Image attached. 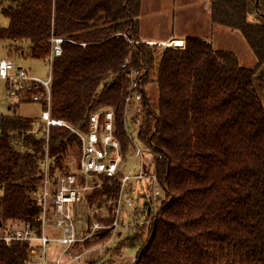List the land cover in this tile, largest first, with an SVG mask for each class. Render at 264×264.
Wrapping results in <instances>:
<instances>
[{
  "label": "trees",
  "instance_id": "16d2710c",
  "mask_svg": "<svg viewBox=\"0 0 264 264\" xmlns=\"http://www.w3.org/2000/svg\"><path fill=\"white\" fill-rule=\"evenodd\" d=\"M202 1L211 4L213 25L241 33L254 67L199 37L158 54L139 39L142 0H10L2 7L10 23L0 27V40L30 43L32 57L48 58L52 38L67 39L53 60L52 116L88 130L93 112L114 108L123 152L129 75L146 69L139 134L163 155L157 173L169 198L148 240L127 244L140 245L132 264H264V0ZM150 85L159 91L156 104ZM19 105L0 117V220L38 226L41 204L30 191L43 178L42 164L48 156L54 173L81 141L67 127L48 132L41 119L18 114ZM119 186L105 183L90 200L113 201ZM29 249L0 241V264H28Z\"/></svg>",
  "mask_w": 264,
  "mask_h": 264
},
{
  "label": "rangeland",
  "instance_id": "374dc122",
  "mask_svg": "<svg viewBox=\"0 0 264 264\" xmlns=\"http://www.w3.org/2000/svg\"><path fill=\"white\" fill-rule=\"evenodd\" d=\"M192 1L195 2V0H142L139 39L150 43L156 40L170 41L179 37L175 35H180L185 36L186 38H184V40L186 41L188 37H198L201 35L207 38L208 42H212L215 33L212 28L213 24L210 11H207L205 5L208 2L201 0V4L203 5L195 7ZM9 4L10 0H0V27H7L10 23L9 18L2 14V7L8 6ZM208 5L211 10V4L208 3ZM255 16H257L255 13H251V20L254 21ZM172 33H174V37H171ZM217 38L215 42H212L216 49L220 47L223 48L220 50L233 51L241 58L245 65L250 67L256 65V59L253 60L251 52L248 54L249 49L246 43H244L245 40L242 36L241 38L244 42H236L237 38L234 34L220 36L218 34ZM157 46L159 48L161 47V49L157 48L158 54L165 51L162 48H169L161 45ZM49 58L50 56L46 59L32 57L30 43L13 44L9 40H0V61L3 59H14L18 66L23 67L33 75L48 78L50 74ZM157 62L158 59H156V63ZM148 92L152 103L156 104L159 95L157 86L150 85ZM19 104L23 103L19 101L18 103L16 102L15 96H11L9 90L7 91L6 81L0 78V116L14 114L15 105ZM10 106H12V108H10ZM16 111L22 116L24 115L38 120L36 116L40 115L41 107L37 102H28L23 104ZM72 127L76 128L74 126ZM139 133L140 128L135 124L134 120L131 119L130 131L126 134L127 145L123 152V174L137 175L142 172L140 166L142 162H140L139 158L134 156V149L141 147L150 150V148L145 141L142 140ZM80 156L81 144L79 146L74 145L66 158L61 161V165L57 166L54 173H52L50 165L49 170L46 171V163L47 160H49L47 156L46 161L42 164L44 168L43 178L41 182L35 185V188L31 189L30 195L38 204L42 205L44 179L47 173H49L52 182H55L61 174H76L82 191V199L76 210L78 225L85 230H90L96 223H100L101 226H106L99 229L93 241H86L83 243L84 245L81 247V250H89V252L85 254L86 264H132L134 256H137V252L140 249V245L128 247L127 244H132L139 239L145 242L150 237L153 221L157 217L162 204L168 201L169 198L166 186L167 181L165 179L163 181L160 179L157 173V165H155L154 168V163H146L143 159L145 164V166H143L144 172L156 173L160 185H158V190L161 191V195L159 199L154 200L152 204V200H150L152 194L151 188L153 187L152 184L137 179L123 184L117 179H106L104 176L85 175L80 168ZM105 183L109 186H114L116 183L120 185L117 198L112 201L106 195H103L94 202L91 201L90 197L95 194L96 189L101 188ZM126 198L129 200L131 199L134 206H128L125 202ZM121 199L123 203L120 205L119 202ZM146 201H149L151 208H153L151 214L148 213V206L145 205ZM38 220L39 226L42 222L40 214ZM114 222H118V225L113 226ZM27 224L33 226L31 223L24 222L23 220H18L17 222L3 221V226L6 227H21Z\"/></svg>",
  "mask_w": 264,
  "mask_h": 264
},
{
  "label": "built area",
  "instance_id": "2783aa9c",
  "mask_svg": "<svg viewBox=\"0 0 264 264\" xmlns=\"http://www.w3.org/2000/svg\"><path fill=\"white\" fill-rule=\"evenodd\" d=\"M67 41L63 37L52 38V51L49 58L50 74L48 78L33 75L28 70L17 65L13 59L0 61V78L8 83L7 89L16 100L24 99L30 95L31 100L47 105L41 113V120L45 122L48 130L51 127H67L78 135L81 141L80 168L85 175L104 176L117 179L123 184L133 179L147 181L152 184L151 200H158L161 191L158 190L159 181L156 173H145L143 170L144 153L150 152L154 160L162 159L163 155L146 150L141 147L134 149V156L140 159L142 172L137 175L123 174L124 154L122 144L116 137V114L113 108H101L90 115L89 128L83 130L73 128L63 119L55 118L51 114L52 102V64L53 60L63 53V44ZM149 45H161L174 49H184L186 41L182 38L170 41L147 42ZM86 47V43L82 44ZM130 64V58L125 66ZM146 69L131 70L129 75V96L124 112V129L129 133L130 120L140 128L146 105L144 93L141 91L142 76ZM139 88V91H138ZM49 160L46 171L49 170ZM160 186V185H159ZM82 191L76 174H61L55 182L50 179L49 173L45 175L40 212L41 225L30 224L21 227L0 226V241L7 245L13 242H27L30 245L28 264H86L85 254L89 250H81L83 243L93 241L101 226L94 224L90 230L83 229L76 219L77 206L81 202ZM128 206H134L131 199L126 198ZM123 200L119 202L121 205ZM153 207V206H152ZM153 209V208H152ZM152 212V211H151ZM114 222L113 226H117ZM136 255L133 263L136 261Z\"/></svg>",
  "mask_w": 264,
  "mask_h": 264
},
{
  "label": "crops",
  "instance_id": "0c3cea01",
  "mask_svg": "<svg viewBox=\"0 0 264 264\" xmlns=\"http://www.w3.org/2000/svg\"><path fill=\"white\" fill-rule=\"evenodd\" d=\"M193 2V1H192ZM191 2V3H192ZM202 2H201V0H195V2H193L192 4H194V6L195 7H198V6H200V5H203V4H201ZM206 5V9H207V11H210V7H209V5H208V3H206L205 4ZM212 28H213V30H214V33H215V36H214V38L212 39V42H215L216 41V39H218L217 38V35L219 34V36L220 35H232V34H234V35H236V38H237V41L236 42H238V41H243V39L241 38V33L239 32V31H236V30H231V29H228V28H224V27H221V26H218V25H213L212 26ZM204 29V28H203ZM240 33V34H239ZM175 36H179V37H177V38H182V39H184V38H186L185 36H180V35H175ZM187 36H191V35H187ZM195 36H197V35H195ZM171 37H174V33H172V35H171ZM198 37H201V38H203V39H205L206 41H208V39L207 38H204L203 36H201V35H199ZM170 38V37H169ZM220 39V38H219ZM214 40V41H213ZM157 41V40H156ZM159 41H162V40H159ZM210 42V41H209ZM211 42V43H212ZM244 42V41H243ZM244 43H246V41L244 42ZM246 45H247V47H248V54H249V52H251V56L253 57V60H255V56H253L254 54H253V52L251 51V48H250V46L246 43ZM238 46V45H237ZM239 46H241V45H239ZM219 49H223V48H220L219 47ZM240 58V57H239ZM241 59V58H240ZM14 60V59H13ZM242 61V60H241ZM52 70H53V66H52ZM2 79V78H1ZM4 80V79H3ZM6 85H7V87H8V83L6 82ZM7 91H8V89H7ZM24 99H20V100H16V102L18 103V101L20 102V101H23ZM32 102H34V101H32ZM25 103H28V102H23V104H25ZM31 103V102H30ZM38 103V102H37ZM23 104H20L19 106H18V108L16 109V110H18ZM40 104V107H41V111H40V115H38V116H36L38 119H41V113H42V111L43 110H45V109H47V107L46 108H44L43 107V104L44 103H39ZM10 108H12V106H10ZM1 116H3V115H1ZM0 116V117H1ZM24 116V115H23ZM0 134H1V129H0Z\"/></svg>",
  "mask_w": 264,
  "mask_h": 264
},
{
  "label": "water",
  "instance_id": "95a60500",
  "mask_svg": "<svg viewBox=\"0 0 264 264\" xmlns=\"http://www.w3.org/2000/svg\"><path fill=\"white\" fill-rule=\"evenodd\" d=\"M144 160H145L146 163H150V164L154 163L153 156H152V154L150 152H145L144 153ZM152 170H153V168H152ZM150 200H151V197H150ZM145 205L148 206V213L151 214L152 208H151V206L149 204V201H146ZM1 225H2V221L0 220V226Z\"/></svg>",
  "mask_w": 264,
  "mask_h": 264
},
{
  "label": "bare ground",
  "instance_id": "6f19581e",
  "mask_svg": "<svg viewBox=\"0 0 264 264\" xmlns=\"http://www.w3.org/2000/svg\"><path fill=\"white\" fill-rule=\"evenodd\" d=\"M175 39H178V38H175Z\"/></svg>",
  "mask_w": 264,
  "mask_h": 264
}]
</instances>
